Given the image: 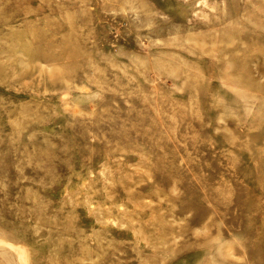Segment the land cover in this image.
<instances>
[{
  "label": "rangeland",
  "instance_id": "1",
  "mask_svg": "<svg viewBox=\"0 0 264 264\" xmlns=\"http://www.w3.org/2000/svg\"><path fill=\"white\" fill-rule=\"evenodd\" d=\"M24 263L264 264V0H0Z\"/></svg>",
  "mask_w": 264,
  "mask_h": 264
},
{
  "label": "bare ground",
  "instance_id": "2",
  "mask_svg": "<svg viewBox=\"0 0 264 264\" xmlns=\"http://www.w3.org/2000/svg\"><path fill=\"white\" fill-rule=\"evenodd\" d=\"M4 244H6V243H4ZM7 245H8V244H7ZM10 245H11V244H10ZM11 248H13V247H11ZM19 248H21V247H19ZM12 251H13V249H12ZM18 254H19V257L22 258V259L24 260V257H25V256H24L23 252H22L20 249H18ZM23 260H22V261H23ZM24 264H25V263H24Z\"/></svg>",
  "mask_w": 264,
  "mask_h": 264
}]
</instances>
